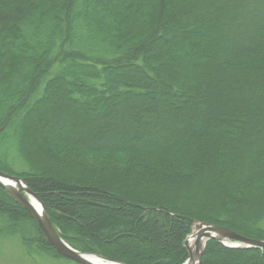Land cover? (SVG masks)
<instances>
[{"label": "trees", "instance_id": "1", "mask_svg": "<svg viewBox=\"0 0 264 264\" xmlns=\"http://www.w3.org/2000/svg\"><path fill=\"white\" fill-rule=\"evenodd\" d=\"M24 150L70 245L182 264L198 222L264 241V0H0V165ZM0 215L32 222L1 185ZM202 264L264 249L209 241Z\"/></svg>", "mask_w": 264, "mask_h": 264}, {"label": "rangeland", "instance_id": "2", "mask_svg": "<svg viewBox=\"0 0 264 264\" xmlns=\"http://www.w3.org/2000/svg\"><path fill=\"white\" fill-rule=\"evenodd\" d=\"M79 62V61H78ZM82 62V61H80ZM52 89V88H51ZM55 89H52L50 92H54ZM57 90V89H56ZM49 92V93H50ZM49 96L48 94H44L42 97L40 96L38 100H43L45 99L47 96ZM51 95V94H50ZM36 101V102H37ZM33 106V105H32ZM48 106H54V103L51 101L49 104L45 105L44 108L42 109V111L46 110V108H48ZM33 108L28 106L26 108V112L23 113L24 115H26V113H30L31 110ZM28 115V114H27ZM21 116V115H20ZM85 116V115H84ZM26 117V116H25ZM40 120V118H38V116L36 115L34 121H33V125H36L37 121ZM83 124L82 121L77 120L74 125L78 128L79 126H81ZM19 126V125H18ZM65 134V133H64ZM8 136V135H7ZM63 136V135H62ZM9 137V136H8ZM45 140H47L46 136H42ZM37 140V143L35 145V141ZM42 139L41 138H34L31 137V132H29V138H28V143L31 144L30 147L32 145H35L37 147L40 148L39 143L41 144ZM25 155L23 154V159L22 160H18L15 158H12V163L10 165H8L7 163H3L2 166L0 165V168L5 170V169H9L11 171H13L12 174L4 172L0 169L1 172H4L6 174H10L12 176H16L19 177L20 179H22L24 181V183L26 184V179L28 177H30V172L32 171V166L31 164L28 162L29 160V153L26 152V150H24ZM27 155V156H26ZM25 156V157H24ZM86 156V160H87ZM27 185V184H26ZM28 186V185H27ZM2 187V186H1ZM29 188V187H28ZM5 190V189H4ZM264 190V189H263ZM6 191V190H5ZM7 192V191H6ZM8 193V192H7ZM201 194H203V192L201 193H194L193 196H201ZM10 196V195H9ZM204 196V195H203ZM11 197V196H10ZM12 198V197H11ZM13 199V198H12ZM43 204V203H42ZM44 205V204H43ZM48 208V207H47ZM46 206L44 205V209L46 210L47 213H49V210H47ZM30 215V214H29ZM49 215V214H48ZM263 215V213L261 214ZM260 215V216H261ZM31 216V215H30ZM50 217V216H49ZM32 218V217H31ZM0 219H4V217H2L0 215ZM32 222H25L22 221L21 222V226H23V231H21V234H18L16 232V226H13V228H9L8 229V233H3L0 234V264H77L75 262L69 261L67 259H65L64 257H62L52 246V250L46 248L43 246V244L40 241V237L38 235V229H40L38 227V225L34 222L33 218L31 219ZM199 223V222H198ZM30 227H29V225ZM16 225L20 226V223H16ZM213 225V224H211ZM215 225V224H214ZM260 225H262V227L264 228V217L262 219V222L260 223ZM1 226V225H0ZM28 226V227H27ZM37 226V227H36ZM55 226L59 228V222L55 219ZM218 226V225H215ZM222 227V226H219ZM27 228V229H26ZM224 228V226H223ZM60 229V228H59ZM228 229V228H227ZM232 230V229H230ZM60 231V230H58ZM234 232L237 233V231L232 230ZM62 232V231H61ZM17 233V234H16ZM60 233V232H59ZM66 235V233H63ZM238 234V233H237ZM61 235V233H60ZM240 235V234H239ZM26 236L28 238H32L34 240H30L31 242H28L27 240L29 239H25ZM242 236V235H241ZM244 237V236H243ZM64 239V238H63ZM255 240V239H253ZM65 241V240H64ZM72 242V244L70 245L68 242H66L70 247H72L75 250H78L84 254L87 255H93V256H102L100 253H96V252H91L88 250L89 246H91L88 242H85L82 239L76 238V239H71L70 240ZM263 241V240H262ZM48 242V241H47ZM49 243V242H48ZM50 244V243H49ZM79 246H83L84 248H81ZM26 247L28 249H26ZM31 250V252H30ZM187 250V249H186ZM188 252V250H187ZM104 257V256H102ZM105 258V257H104ZM108 259V258H106ZM111 260V259H109ZM189 260V256H187L186 260L182 263L185 264L187 261ZM114 262H117L119 264H126V263H122L119 261H115L112 260Z\"/></svg>", "mask_w": 264, "mask_h": 264}, {"label": "water", "instance_id": "3", "mask_svg": "<svg viewBox=\"0 0 264 264\" xmlns=\"http://www.w3.org/2000/svg\"><path fill=\"white\" fill-rule=\"evenodd\" d=\"M0 185L19 205H21L31 215L34 222L43 232L50 245L62 257L77 264H94L85 258L87 254L73 249L62 239L57 229L53 226L41 200L28 188V186L22 179L0 171ZM32 198L38 204H40V210H35L31 205L30 200ZM192 236L193 234L188 237L185 243V246L189 253V260L185 264H191V260L193 259L192 252L188 248V241ZM193 237L196 238V246L199 248L197 252L198 264H202L203 253L205 251L207 243L211 240L217 241L229 248L264 249V241L262 240H253L250 238H246L230 229L205 223H199L196 225V233ZM203 244L204 247L201 250ZM97 257L114 264H119L102 256Z\"/></svg>", "mask_w": 264, "mask_h": 264}, {"label": "bare ground", "instance_id": "4", "mask_svg": "<svg viewBox=\"0 0 264 264\" xmlns=\"http://www.w3.org/2000/svg\"><path fill=\"white\" fill-rule=\"evenodd\" d=\"M30 203L34 207L35 210L41 209L40 204H38L33 198L30 200ZM193 233L195 235L196 228H194ZM193 236L190 238V240L188 242V247L191 250L192 256H193V259L191 260V264H198L197 252H198L199 248L196 246V238ZM203 247H204V244L202 245L201 250L203 249ZM201 250H200V252H201ZM85 258L94 264H114V263L108 262L106 260H103V259H101L97 256H93V255H89V256L87 255V256H85Z\"/></svg>", "mask_w": 264, "mask_h": 264}]
</instances>
